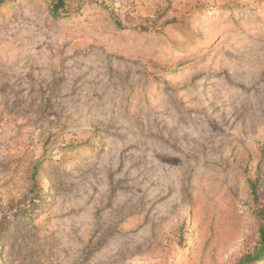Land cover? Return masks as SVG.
<instances>
[{
  "label": "rangeland",
  "instance_id": "1",
  "mask_svg": "<svg viewBox=\"0 0 264 264\" xmlns=\"http://www.w3.org/2000/svg\"><path fill=\"white\" fill-rule=\"evenodd\" d=\"M48 5L0 0V264H237L264 196V0ZM34 169L50 204L17 227Z\"/></svg>",
  "mask_w": 264,
  "mask_h": 264
},
{
  "label": "trees",
  "instance_id": "2",
  "mask_svg": "<svg viewBox=\"0 0 264 264\" xmlns=\"http://www.w3.org/2000/svg\"><path fill=\"white\" fill-rule=\"evenodd\" d=\"M87 0H49L48 11L49 15L54 20L68 18L69 16L77 13ZM113 22L120 25L116 19L115 10L111 12ZM28 186L25 193L18 201L9 202V212H15L16 226L26 225L33 221L37 212L49 207L50 198L46 188L44 179L38 174L37 169L32 170L30 179H28ZM248 185L253 196L256 195L255 182L248 181ZM29 197L28 201L22 202L24 198ZM248 217L254 222L255 225V245L251 253H247L237 264H261L264 262V196L262 205H257L253 209H249L246 213ZM10 224V221H7ZM14 228L10 226L0 229V242L4 243Z\"/></svg>",
  "mask_w": 264,
  "mask_h": 264
}]
</instances>
